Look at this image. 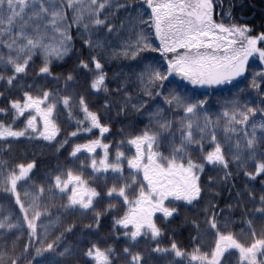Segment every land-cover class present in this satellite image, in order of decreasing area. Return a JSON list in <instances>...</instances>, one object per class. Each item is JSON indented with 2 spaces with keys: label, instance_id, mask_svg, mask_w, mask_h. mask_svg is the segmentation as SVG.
I'll use <instances>...</instances> for the list:
<instances>
[{
  "label": "snow or ice",
  "instance_id": "1",
  "mask_svg": "<svg viewBox=\"0 0 264 264\" xmlns=\"http://www.w3.org/2000/svg\"><path fill=\"white\" fill-rule=\"evenodd\" d=\"M223 8L221 0H0V141L6 152L14 142L44 141L67 153L65 163L39 180L35 160L0 159V191L20 214L0 210V235L19 240L26 234L29 241L19 255L0 252V264H23L34 242L40 247L28 264H162L164 258L167 264H233L237 254L236 264H264V195L257 200L250 188L247 201L241 197L235 205L243 209L241 235L231 229L234 206L223 214L208 200L203 224L191 221L197 233L191 251L174 239L161 246L182 211L205 203L206 169L223 171L227 180L234 166L249 184L259 178L264 191V69L240 87L249 80L250 58L264 65V30L255 34L230 11L225 18ZM119 59L134 63L110 88L105 65ZM81 81L84 91H78ZM229 85L238 91L213 118L208 96ZM100 93L104 116L89 103ZM113 109L117 116L148 118L142 132L115 145L114 156L102 139L111 131L102 121L112 119ZM61 113L67 121L75 113L83 117L62 140ZM94 129L100 138L84 135ZM57 201L62 212L53 220ZM70 217L83 225L79 233ZM51 226L59 232L54 239ZM202 230L212 236L206 251ZM68 236L73 242L62 244ZM113 239L124 242L119 256ZM46 252L58 259L36 260Z\"/></svg>",
  "mask_w": 264,
  "mask_h": 264
},
{
  "label": "trees",
  "instance_id": "2",
  "mask_svg": "<svg viewBox=\"0 0 264 264\" xmlns=\"http://www.w3.org/2000/svg\"><path fill=\"white\" fill-rule=\"evenodd\" d=\"M132 2V0H130ZM223 3V11L225 14V18H227V13L230 11L232 13V19L237 23H247V25L254 30L255 34H259L262 30H264V0H221ZM221 9H217V16L219 17ZM126 15V14H124ZM75 31V29H73ZM130 33L126 34L125 38H129ZM124 38H122L118 43H123ZM158 44V41H156ZM74 44H75V51L77 54H79L81 49V42L79 37L74 36ZM85 57L87 56V52L84 53ZM152 55H158V54H152ZM73 60H75V56H73ZM134 62L131 60H110L105 65V71L108 74V84L109 87L115 86V75L118 72H123L125 74L129 73V69L127 65H131ZM250 64L251 67L249 68L248 72L245 74L249 77L248 81H243L240 83V87H245V85L250 81L251 75L253 72L260 71L264 69V65H259V62L256 58H250ZM69 67L72 66V62L69 61L68 64ZM63 71L60 68L56 69L57 73H60ZM28 82H32L33 79H35L34 76L30 75L28 78ZM178 79V78H177ZM61 85L63 81L60 82ZM50 88H55L57 85L55 83L49 85ZM78 91H84L83 81H81V88L78 89ZM199 91H208L211 92V90L206 89H200ZM238 90L234 88L233 86H225L221 89H217L215 93H212L208 96V99L210 101L211 107H212V115L213 118H215V115L217 112L223 111L222 105L226 102V100L230 97V94H235ZM248 90L245 91V96L247 97ZM85 95H87V92H84ZM105 98V94L100 93L95 96L89 97V103L90 107L93 111H98L101 116H104V109L101 106ZM252 98L257 99L256 93H252ZM257 103H259V100L257 99ZM112 119L109 120H103L102 122L107 123L109 127L111 128L110 133H106L105 137L102 138L104 143H110L113 145L112 149V155L115 154V145H117L122 139H126L128 135L131 134H139L145 129V126L148 123L147 115H138V114H128V115H116L115 109L112 110ZM82 114L75 113L74 118L70 121H67L66 113H61L59 115V120L61 123L62 128V134L59 137V139H63L65 136L68 135L69 132L75 130V119H82ZM64 121H67L66 123ZM121 129H124V134H121ZM93 132L95 135L89 133L84 134L87 136V138L90 139H96L99 137V130L94 129ZM220 138L223 139V132H220ZM75 142L78 143H84L86 140L79 139ZM7 144L0 141V159L8 160L10 164L14 165L15 163L19 162H29L31 160H35L37 167L34 169L35 177L37 180H39L41 177H43L46 173H51L57 164H63L65 163V156L67 153L65 152L64 155H60L55 152V150L49 146H47V142L44 141H34V142H14L11 146V151L6 152ZM127 151V146H125L124 149ZM100 150L98 149V152ZM83 159V157H82ZM230 171L233 172V175L229 177L227 180L224 179V172L220 171L219 169L216 170H209L206 169L205 173L201 175V183L205 186V203L199 206H196L195 208H192L191 210H184L181 212L180 218L175 221L171 228L174 231H169L165 234L164 240L161 244L162 247L168 246L169 240L174 239L179 246L186 249L187 251H191V249L196 246L195 241L193 240V237L197 235L195 228L193 227L191 221L197 220L199 223L203 224L204 221V214H203V208L207 206L208 200H212V203L216 204L219 209H224L223 214H227L229 209L228 205L232 204L234 207L232 209V212L234 213L230 219L234 221L233 225L231 226V229L235 231L238 235H241V229L246 227V225L243 224V216L242 212L243 209L240 207H235L237 204L238 199L241 197L246 202L248 197L245 193L246 188H250L254 191V195L256 196L257 200L259 199L260 195H264V191L261 190L262 185L258 178L257 181L252 183H247V178L244 177L242 174H239L236 172V169L234 166H230ZM248 170H251L249 168ZM87 175V172L85 173ZM211 177L212 187L208 188L207 185L209 184V178ZM27 187V186H25ZM21 192L23 194V189H21ZM241 194L240 197H238L237 194ZM59 202L57 201V207H53L51 209L53 216L52 219L54 220L57 215L62 212V209L58 208ZM259 206L258 204L256 205ZM248 208L251 209L252 205L249 204ZM0 210L4 214H7V212L11 211L14 213L15 216H19L18 206L14 204V199L9 198L7 194L0 191ZM70 221L76 222L77 227V233H79L80 229L83 227V225L80 223V220L78 217L76 218H68ZM43 224L48 225L49 220L42 218ZM39 223V222H38ZM84 223H87L85 220ZM107 230V224H105L104 231ZM38 232L43 234V228H38ZM20 236V239L17 240L15 236H4L0 235V252H5L7 255H19L22 249V246L24 244H27L28 237L26 234H18ZM56 235H59V232L56 231V226H51L50 232H49V238L54 239ZM74 240V237L68 236L65 241L62 242V244H70ZM113 247L117 249V256L120 255L122 248L124 246L123 240H115L111 241ZM212 243V236L210 234L206 235L203 230L200 234V246L203 250H208L209 246ZM14 247V251H13ZM40 247L39 243L34 242V247L30 249L32 252V256H29L26 260L23 261V264H28V260H31L33 257H35V248ZM138 247L144 248L145 245L141 243ZM58 259V257H55L51 253H44L42 257H36V260L41 259ZM170 258H164L162 261V264H167V260ZM233 264H236L238 260V254L236 256L232 257ZM186 264V262H185Z\"/></svg>",
  "mask_w": 264,
  "mask_h": 264
}]
</instances>
